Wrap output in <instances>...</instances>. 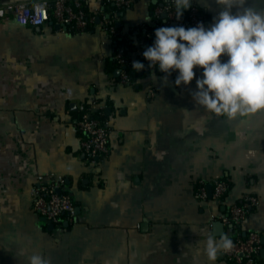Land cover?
Listing matches in <instances>:
<instances>
[{
	"label": "crops",
	"instance_id": "0c3cea01",
	"mask_svg": "<svg viewBox=\"0 0 264 264\" xmlns=\"http://www.w3.org/2000/svg\"><path fill=\"white\" fill-rule=\"evenodd\" d=\"M83 1L91 14L102 11ZM167 1L133 0L111 15L131 63L146 62V30L177 21L162 10ZM250 2L264 9V0ZM193 4L210 16L208 25L220 10L214 0ZM55 24L0 21V264H28L32 253L51 264H209L197 254L207 235L250 231L261 235L264 264V110L212 114L191 96L195 78L176 86V74L165 81L147 65L121 83L112 61L118 40L97 24L75 32ZM91 99L110 123L109 152L96 164L86 160L76 127ZM40 175L63 178L57 189L75 204L70 222L48 228L34 212ZM215 179L230 182L227 195L197 198V184L212 189ZM249 194L258 202L238 226H213ZM214 264L230 263L221 252Z\"/></svg>",
	"mask_w": 264,
	"mask_h": 264
},
{
	"label": "clouds",
	"instance_id": "9594fccd",
	"mask_svg": "<svg viewBox=\"0 0 264 264\" xmlns=\"http://www.w3.org/2000/svg\"><path fill=\"white\" fill-rule=\"evenodd\" d=\"M220 10L206 25L183 24L154 29L153 43L142 55L149 68H157L165 81L176 73L174 84L188 86L195 78L191 96L206 111L228 119L264 110V9L250 0H214ZM194 0H174L175 17L181 19ZM141 71L146 65L133 61ZM199 71V75L197 74ZM155 75V73H153ZM227 235H207L201 252L214 264L221 252L232 249ZM28 264H51L41 253L27 257Z\"/></svg>",
	"mask_w": 264,
	"mask_h": 264
},
{
	"label": "built area",
	"instance_id": "2783aa9c",
	"mask_svg": "<svg viewBox=\"0 0 264 264\" xmlns=\"http://www.w3.org/2000/svg\"><path fill=\"white\" fill-rule=\"evenodd\" d=\"M96 4L105 5L111 3L116 9H125L131 6L133 0H94ZM83 0H31L26 2H15L12 4L0 5V21L7 16H12L18 23L34 27H42L49 20L64 26L62 31H82L91 24H97L107 34L109 38L119 37L120 33L111 23L110 16L106 17L99 11L91 14L84 8ZM162 10L175 14L174 0H168ZM99 18L96 21V18ZM111 18V17H110ZM203 21L208 25V21L199 14L193 5L184 12L177 24L186 27L195 26ZM94 22V23H93ZM152 33L146 30L145 38H150ZM145 43V48L152 44ZM113 59L118 63L119 82L129 83V74L125 67L130 62L124 42H119L115 48ZM145 65H148L146 60ZM148 67V66H147ZM157 69V68H151ZM176 74L172 73L171 75ZM85 106L76 120V127L80 134V144L86 160L90 164H96L98 160L105 157L109 152L110 123L100 120L91 114L95 111L96 101L91 99ZM56 182H43V176H38L39 182L31 189L33 196L32 208L39 216L44 217L54 226H61L64 221L70 222L75 213V204L68 193L58 192L59 184L64 182L61 176L56 177ZM58 182V183H57ZM228 184L223 179H215L212 182V189L209 195L208 189L203 183L196 186L195 194L197 198L205 200L208 196L214 200L223 199L228 193ZM257 197L245 195L240 203H232L227 211L219 215L220 221L225 225L238 226L249 212V207L256 205ZM233 247L228 252H222L227 262L230 264H259V253L261 250V235L257 231H250L240 235L236 233L230 237Z\"/></svg>",
	"mask_w": 264,
	"mask_h": 264
},
{
	"label": "trees",
	"instance_id": "16d2710c",
	"mask_svg": "<svg viewBox=\"0 0 264 264\" xmlns=\"http://www.w3.org/2000/svg\"><path fill=\"white\" fill-rule=\"evenodd\" d=\"M83 4H84V8L86 9V6H85V2H83ZM194 5V4H193ZM196 8H197V10H198V12H199V14H201L203 17H204V19L206 20V21H209V19H210V16L208 15V16H206L205 14H203L201 11H200V9L196 6V5H194ZM122 9H116L115 8V6L113 5V4H111V3H106L105 5H103V7H102V11L100 12V13H103L102 15L103 16H105L106 17V15H107V13H111L110 14V16H107L106 18H108V19H111L110 17H111V15H114L115 13H118L119 11H121ZM185 12H188V9H186V11ZM94 23V22H93ZM111 23L114 25V21H112L111 20ZM92 26H94V24H91L90 26H87L84 30H88V29H90ZM157 27H153V28H151V29H149L150 31H151V33H152V36L150 37V38H145V43H147V42H152L153 40H154V29H156ZM71 32H75V31H71ZM146 35V32H145V34H144V36ZM118 38L119 37H115V39L116 40H118ZM118 42H124V41H119L118 40ZM113 61V64H114V66L115 67H118V63L116 62V60H112ZM125 70H126V72L129 74V78H130V82H132V81H134V79L137 77V75H138V71L137 70H135L133 67H132V63L131 62H129L128 64H127V66L125 67ZM118 78H120V75L118 76ZM85 106H88V104H86ZM91 114L93 115V116H95V117H97L98 119H100V120H106L107 118L104 116V114H103V112L101 111V110H95V111H92L91 112ZM227 184H228V189H230V187H231V184H230V182L228 181V180H226V179H223ZM241 201L240 200H237V201H235V203H240Z\"/></svg>",
	"mask_w": 264,
	"mask_h": 264
},
{
	"label": "water",
	"instance_id": "95a60500",
	"mask_svg": "<svg viewBox=\"0 0 264 264\" xmlns=\"http://www.w3.org/2000/svg\"><path fill=\"white\" fill-rule=\"evenodd\" d=\"M98 20H99V18L97 17V18H96V21H98ZM117 24H118V22H117ZM173 25H177V21H175L174 23L171 24V26H173ZM55 27L58 28V29H60L61 27L65 29L64 26H61L60 24H57V23L55 24ZM57 191L59 192V189H57ZM208 192H209V195H210V192H211V186H208ZM41 220H43L44 222L47 223L48 228H53V227H54L53 223L49 222V221L46 220L44 217H41ZM213 226H215V228L220 229V228L223 226V224H222L221 221L218 220V221H215V222L213 223Z\"/></svg>",
	"mask_w": 264,
	"mask_h": 264
}]
</instances>
